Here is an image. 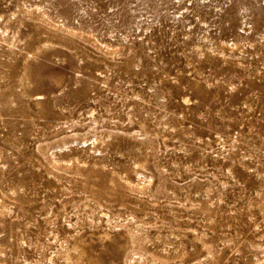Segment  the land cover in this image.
I'll return each instance as SVG.
<instances>
[{
    "label": "rangeland",
    "instance_id": "374dc122",
    "mask_svg": "<svg viewBox=\"0 0 264 264\" xmlns=\"http://www.w3.org/2000/svg\"><path fill=\"white\" fill-rule=\"evenodd\" d=\"M0 264H264V0H0Z\"/></svg>",
    "mask_w": 264,
    "mask_h": 264
}]
</instances>
